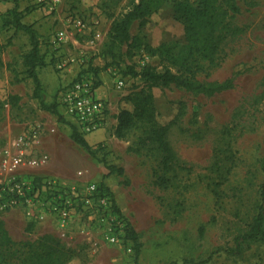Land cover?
Instances as JSON below:
<instances>
[{
    "label": "rangeland",
    "instance_id": "rangeland-1",
    "mask_svg": "<svg viewBox=\"0 0 264 264\" xmlns=\"http://www.w3.org/2000/svg\"><path fill=\"white\" fill-rule=\"evenodd\" d=\"M138 1L18 0L21 23L33 27L44 57L45 65L37 73L46 104H57L62 119L75 127L60 103L61 94L75 81L86 79L92 97L108 109L107 126L85 141L96 151L97 160L122 170L121 175L115 173L103 184L137 234L138 256L125 239L124 223L114 214L108 197L110 215L98 217L79 209L64 228L48 212L43 211V216L24 208L0 207V224L17 244L53 237L60 248L74 255L68 264H264V243L243 244L239 255L230 254L234 239L248 230L258 212L264 180V0H236L240 14L226 19L216 65L203 63L204 71L194 75L205 83L232 78L233 89L211 97L173 86L152 90L154 122L167 127L165 138L185 169L177 172L169 189L155 184V153L137 144L144 136L143 123L124 139L114 137L116 115L121 110L134 111L127 97L143 87L139 79L126 73H138L146 66L158 72L169 67L146 54L143 47L130 51L122 46L113 58H102L111 24ZM198 1L166 0L141 28L140 21L132 24L130 37H139L152 47L183 42L184 27L174 19L173 6L177 2L196 6ZM13 8L12 0H0V44L7 45L0 54V185L55 178L80 192L87 184L98 187L107 170L70 139L68 125L41 111L32 97V82L25 78L21 63L22 55L30 50L29 38L14 31ZM76 19L84 29L74 26ZM235 29L240 32L234 33ZM59 31L65 32L66 43L56 49L51 41ZM65 60H71L69 65L75 60V66L58 69ZM90 67L97 69V74L89 71ZM20 137L29 139L26 146L17 148L15 142ZM224 142L231 145L233 163L221 188L222 199L216 203L203 180L214 149ZM20 152L26 165L4 172L3 161ZM43 157H47L44 164L27 165ZM111 236L117 243L108 242Z\"/></svg>",
    "mask_w": 264,
    "mask_h": 264
},
{
    "label": "trees",
    "instance_id": "trees-1",
    "mask_svg": "<svg viewBox=\"0 0 264 264\" xmlns=\"http://www.w3.org/2000/svg\"><path fill=\"white\" fill-rule=\"evenodd\" d=\"M166 0H139L137 4L124 14L119 20L113 21L108 34L105 49L102 52L103 60L113 58L122 46L128 50H140L151 57H158L161 62L166 63L163 71L158 72L155 68L146 66L140 72L130 71L132 78L139 79L143 87L131 93L127 97L134 111L121 110L115 117L116 127L114 137L121 140L129 133L135 131L140 123H143L144 136L138 139V145L142 149L156 155V170L154 171L155 184L162 189H169L177 180V172L185 170L173 154L166 140L167 127L157 126L154 122L153 89H164L173 86L176 89L194 95L207 97L214 96L233 89L234 80L226 79L222 82H200L195 79V73L204 71L203 63L209 67L215 66L218 54L223 43L221 31L226 29V19L240 14L236 0H199L196 6L185 2H177L173 6L174 19L180 21L184 27L183 42H167L157 47H152L142 42L139 37H130L129 32L135 21H140V28L144 20L157 11ZM14 8L10 11L14 31H21L29 38L30 50L21 57L23 73L25 78L32 82V97L37 101L39 109L56 117L61 124L70 127V139L82 148L91 158L96 159L94 151L85 141V137L79 133L77 127L65 122L58 112L57 104L47 105L42 95V84L38 77L39 68L45 65L44 57L40 51V44L36 32L32 26L21 23L18 12V0H12ZM222 5L225 9H222ZM235 32H240L235 29ZM7 45L0 44V54ZM1 64V63H0ZM171 68L176 69L172 72ZM97 74V69H89ZM125 74V75H126ZM9 100H17L9 97ZM141 112L143 116L138 117ZM135 151H140L137 147ZM213 162L204 175L203 182L207 190L212 194L216 203L222 199V186L227 181L230 167L233 163L231 145L224 142L217 146L213 152ZM97 160V159H96ZM106 170L107 174L102 177L101 184L97 187L100 196L112 200L111 194L103 184V180L113 174H122L121 169L108 165L103 159L97 160ZM261 171L264 176V160L261 163ZM39 180V179H38ZM36 179L35 184L39 181ZM257 214L253 217L248 230L236 236L234 249L230 254L237 256L242 251L243 244L255 242L264 243V180L259 190L257 202ZM112 208L117 218L124 223L125 239L133 245V252L137 257L140 245L137 234L131 229L127 221L120 215L112 200ZM74 255L59 247L53 237L44 236L34 243L17 244L11 240L6 230L0 224V264H8L16 260L17 264H68ZM211 255L208 257V260ZM207 260V261H208ZM190 261H188L189 263ZM204 263V262H203Z\"/></svg>",
    "mask_w": 264,
    "mask_h": 264
},
{
    "label": "built area",
    "instance_id": "built-area-1",
    "mask_svg": "<svg viewBox=\"0 0 264 264\" xmlns=\"http://www.w3.org/2000/svg\"><path fill=\"white\" fill-rule=\"evenodd\" d=\"M74 26L84 29L83 23L77 19L74 21ZM96 36L99 37V35ZM51 43L54 48L60 49L66 43L65 32H57ZM67 63V60L61 61L57 68L63 69ZM60 101L65 113L73 119L79 133L85 138L107 126L108 109L103 102L92 97V89L88 80L80 79L66 87L61 94ZM28 139V137H20L15 142V146L17 148L26 146ZM46 158L43 157L40 161L31 160L27 165L34 167L44 164ZM22 160L23 155L20 152L18 156L5 159L1 168L4 172H11L17 166L26 165L22 163ZM0 207L24 208L28 211L34 209L43 216L46 215L43 211H46L61 228H64L71 221L74 212L79 209L93 212L100 217L105 213L110 215L108 210L111 206L108 198L100 196L97 187L93 184H87L80 192L75 187L65 185L55 178H47L38 184L34 181L14 180L0 185ZM28 214L31 213L28 212ZM42 218L39 216V219ZM99 219L102 223V219ZM107 240L110 244L117 243L114 236Z\"/></svg>",
    "mask_w": 264,
    "mask_h": 264
},
{
    "label": "crops",
    "instance_id": "crops-1",
    "mask_svg": "<svg viewBox=\"0 0 264 264\" xmlns=\"http://www.w3.org/2000/svg\"><path fill=\"white\" fill-rule=\"evenodd\" d=\"M68 61H71V60H68ZM69 63L66 64L67 67H74L75 66V60L69 65ZM75 71V70H74ZM76 73V71H75ZM116 121V120H115Z\"/></svg>",
    "mask_w": 264,
    "mask_h": 264
}]
</instances>
